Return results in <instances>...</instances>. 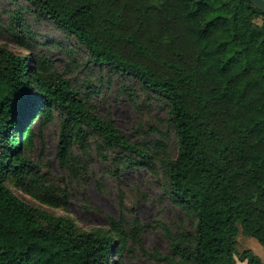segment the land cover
<instances>
[{
  "label": "trees",
  "instance_id": "obj_1",
  "mask_svg": "<svg viewBox=\"0 0 264 264\" xmlns=\"http://www.w3.org/2000/svg\"><path fill=\"white\" fill-rule=\"evenodd\" d=\"M25 1L99 69L135 82L137 90L124 85L131 95L164 104L177 155L167 153L168 133L155 142L166 156L152 154L49 73V60L0 44V264H123L136 240L120 220L87 231L14 193L67 209L68 190L30 157L37 121L48 125L56 112L64 171L75 174V150L88 156L94 145L117 174L144 166L161 174L192 224L172 243L179 264H264L251 249L237 251L241 228L264 248V13L250 0ZM24 28L11 31L26 44Z\"/></svg>",
  "mask_w": 264,
  "mask_h": 264
},
{
  "label": "rangeland",
  "instance_id": "obj_2",
  "mask_svg": "<svg viewBox=\"0 0 264 264\" xmlns=\"http://www.w3.org/2000/svg\"><path fill=\"white\" fill-rule=\"evenodd\" d=\"M18 11H23V20L16 18ZM22 26H25L26 44L11 31L12 28L19 31ZM0 44L23 57L35 54L49 60V73L68 80L80 92V97L89 98L97 105L101 116H110L132 142L148 146L152 154L166 156L155 148V142L162 139L159 131L168 133L167 153L172 157L177 155L174 130L162 122L167 118L164 104L145 101L140 91L138 96L131 95L124 85L130 84L131 89L137 90L135 82L99 69L89 61L88 53L76 40L67 37L27 1L0 0ZM55 115L56 120L48 125L37 121L30 157L52 183L68 190L67 209L42 205L28 193L12 187L14 193L30 205L45 208L57 216H69L87 231L109 228L111 219L120 220L123 229L136 238L129 240V252L123 255V264H179L172 243L177 234L190 231L192 224L166 193L161 174L146 166L117 174L112 159L103 161L94 145L88 156L75 150L81 159L75 174L64 171L57 157L60 119L57 112ZM247 249L264 261V248L241 228L237 251L243 253ZM238 263L248 264L239 260Z\"/></svg>",
  "mask_w": 264,
  "mask_h": 264
},
{
  "label": "water",
  "instance_id": "obj_3",
  "mask_svg": "<svg viewBox=\"0 0 264 264\" xmlns=\"http://www.w3.org/2000/svg\"><path fill=\"white\" fill-rule=\"evenodd\" d=\"M260 11L264 13V0H250Z\"/></svg>",
  "mask_w": 264,
  "mask_h": 264
}]
</instances>
